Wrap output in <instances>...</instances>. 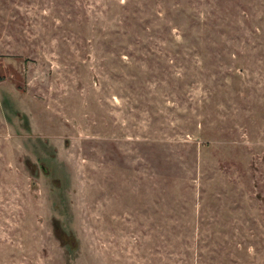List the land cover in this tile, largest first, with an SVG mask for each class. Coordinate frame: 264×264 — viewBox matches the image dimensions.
Listing matches in <instances>:
<instances>
[{
  "label": "rangeland",
  "instance_id": "1",
  "mask_svg": "<svg viewBox=\"0 0 264 264\" xmlns=\"http://www.w3.org/2000/svg\"><path fill=\"white\" fill-rule=\"evenodd\" d=\"M0 264H264V0H0Z\"/></svg>",
  "mask_w": 264,
  "mask_h": 264
}]
</instances>
